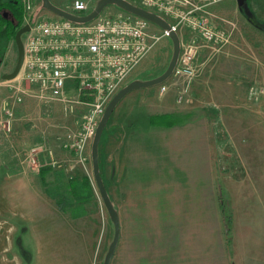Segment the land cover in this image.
<instances>
[{
    "label": "rangeland",
    "instance_id": "obj_1",
    "mask_svg": "<svg viewBox=\"0 0 264 264\" xmlns=\"http://www.w3.org/2000/svg\"><path fill=\"white\" fill-rule=\"evenodd\" d=\"M51 2L67 9V0ZM208 9L215 15L211 19L213 26L229 33L228 42L222 45L202 43L204 46L199 56L201 69L187 102H175L178 82L173 79L163 82L168 87L166 99L169 98L173 105L168 110L171 120L183 123L175 150L170 145V137L163 139L167 153L163 164L167 175L164 172L163 178L167 180V177L180 176L186 168V171H191L187 173L195 177L194 184L187 177L184 185L177 188L175 182L178 179L169 180L170 185L176 186L171 189L167 185L166 190L169 189L172 196L177 194L195 199L192 203L195 211L200 208L196 202L199 198L203 205L206 204V216L190 213L178 218L130 217L133 212L129 210L135 209L133 199L142 194L141 187L132 185L133 193L129 196L130 193L126 192L129 185L119 187V180L116 179L114 186L113 181L105 177L110 199L122 215L120 241L110 264L256 263H248L242 257L245 242L242 237L245 235L242 233L241 214L230 217L227 208L229 211L223 209L224 214L220 215L218 205L223 197L229 198L240 192L241 187L234 182V177L240 176L237 168L239 152L247 132L258 128L264 134V0H222ZM38 10L39 18H60L40 6ZM120 10L115 5H107L100 14H115ZM149 31L159 33L161 28L150 22ZM24 36L25 33L22 40ZM0 51L3 58L0 68V264H103L114 229L93 177L89 187L72 195L69 184L53 174L46 176L47 182L41 184L38 181L36 186H32L28 181L32 178L30 173L23 175L21 172L18 175L9 171L11 165H32V154L27 151L39 141L37 137L40 133L45 136L41 144L49 141L43 146L59 148L61 133L69 123L60 102H45L28 95L23 96L21 103L14 102L13 90L8 86L13 82L2 77L13 71L17 61L14 39H7L0 33ZM171 54V39L164 37L130 74L125 84L134 80L133 77L146 80L160 75L166 69ZM16 77L10 80L21 81L20 76ZM21 82L26 86L25 82ZM161 84L129 92L116 105L113 117L120 111L121 118L128 113L124 126L133 120L134 126L139 129L137 132L145 130L149 116L164 111L159 106L164 97L158 95ZM250 85L263 89L257 102L247 97ZM5 102L12 106L13 111L10 132L2 126ZM205 132L216 137L218 153L215 169H208L203 154L195 148L199 145L201 133ZM140 156L143 158V155ZM206 156L208 159L209 155ZM58 165L59 160L55 166ZM197 165L202 169L197 170ZM130 175L139 178L135 169ZM18 176L26 181L18 183ZM143 187L149 188L154 198L160 196V187ZM213 196L217 199L214 207ZM176 246L178 255L172 250Z\"/></svg>",
    "mask_w": 264,
    "mask_h": 264
},
{
    "label": "built area",
    "instance_id": "obj_2",
    "mask_svg": "<svg viewBox=\"0 0 264 264\" xmlns=\"http://www.w3.org/2000/svg\"><path fill=\"white\" fill-rule=\"evenodd\" d=\"M39 0H20L22 24L29 25L23 38V62L18 76L21 81L8 80L15 103L28 95L41 101H57L66 113L81 110L76 131L69 132L64 147L73 152L75 160L85 168L90 160L89 148L98 122L110 99L124 86L141 61L170 32L180 41L176 65L168 79L179 83L175 102L188 101L194 80L201 69L199 56L204 45H222L229 33L212 24L215 15L208 7L222 0H127L161 16L170 29L159 33L149 31V21L120 10L115 14H98L93 20L77 23L66 18H39ZM95 0H67V11L81 16L89 12ZM185 31V34L183 32ZM17 78V77H16ZM167 85L161 84L163 96ZM263 89L250 85L247 97L257 102ZM6 132L12 130L13 111L3 104ZM40 147L30 150L32 163ZM49 155L51 151L49 150ZM51 165L56 161L51 160Z\"/></svg>",
    "mask_w": 264,
    "mask_h": 264
},
{
    "label": "crops",
    "instance_id": "obj_3",
    "mask_svg": "<svg viewBox=\"0 0 264 264\" xmlns=\"http://www.w3.org/2000/svg\"><path fill=\"white\" fill-rule=\"evenodd\" d=\"M132 79L138 78L133 77ZM31 86L34 87L33 85L26 83V87ZM167 93L168 92L163 95L164 97L162 96V105H159L162 106L161 108H164V111L161 112V114L170 113L168 110L173 106L170 104L169 98L166 99ZM113 112L102 132L99 143V171L104 184L105 177H108L111 181H113L114 186H116V179L119 180V187L129 185V191L125 190L127 193H130L129 196H132L131 193H133L131 187L132 185L135 184L141 187L140 190L142 191V194L134 197L133 202L135 204L132 206H134L135 209L129 210V212H133L129 216L136 218H150L157 216L164 218H178L188 216L190 213L199 217H202V215L206 216V213H204L207 208L206 204L203 205L199 198L196 202L199 204V211L202 214H200L199 211L192 209L194 205L192 203L195 202V199L192 197L186 198L183 195L176 196L177 194L172 196L170 195V190H166L167 185H169L171 189L176 186L175 184L172 185V183L170 185L169 180L174 181L178 179V181L175 182L177 184L176 188L183 186V182L187 177L188 180L190 179L191 184H194L193 179H195V177L192 173H187L191 171H186V168L180 176H166L168 178L167 180L163 178L164 172L165 175H167L163 165L167 158V153H165V141H163V139L170 137V145H173L175 150V146L178 144V138H180L179 132L182 131L179 128L180 125H183V123H180L181 121L179 120H175L172 125L166 126L161 124H152L148 119L146 129L142 132H137L139 129L134 126L133 120H129V123L124 126V121L128 118V113L123 114V117H125L121 118V111L118 113V115H120L115 117H113ZM64 113L67 124L69 123V125H67L63 129V133H61L59 143L60 147L58 148L56 146L53 149L46 147L45 145L49 144V141H45L41 144L40 141H42L41 139L45 140V136L40 133L37 137L39 143L37 142L31 147V149L34 147H40L38 152L35 154V163H32L31 166H26L24 163L23 165H21V163L15 167L11 165L9 166V171H15L18 175L21 174V172L24 173L23 175L30 173L32 178L28 181H30L32 186H36V182L38 181L41 184L47 182L46 176L50 174L62 178L67 185L69 184V189L71 186H77L84 189L91 185L90 178L93 177L92 165L90 163L91 160L86 163L84 168L76 162L73 152L64 147L67 134L69 132L76 131L78 128V119L81 114V110H77L74 114ZM153 115L154 114L150 115L149 118ZM126 130L129 133L126 134ZM201 134V140L198 143L199 145H196L195 148H198V152L203 154L204 161L207 163L208 169H211L212 167L215 169L218 153L216 137L214 134L210 135V133L209 135H206V132ZM247 134L248 135L245 137L246 144H242L243 146L240 147L239 152L240 161L237 168L240 170V176L239 178L234 177V182L239 184L241 187L240 192L232 194L229 198L223 197L222 202L218 205L220 210L219 214H224L223 209L225 210L227 208L230 210V217H232V215L235 217V215H238L239 213L241 214L242 233L245 235V237H242L245 241L242 257L246 258L248 263L255 261V264H264V134L262 131L259 132L258 128L256 131L247 132ZM43 144H45L44 146L46 148H44ZM31 149L29 148L27 153H29ZM49 150L52 153L51 155L48 153ZM207 154L209 155L208 159L206 156ZM140 155H143V158ZM52 159L57 162L59 160L60 165L55 166L51 165L50 162H45ZM40 161L44 162L42 164L40 163V165ZM151 166L154 167L152 168ZM232 167L234 168V166ZM199 168L202 169V167H198L197 170ZM134 169L137 171L139 178L130 177V174H132V170L134 172ZM152 171H154V173H152ZM150 179H154L155 181L152 182ZM16 180L18 183H24V181H26L25 178L19 176ZM147 185L151 187H160V196H155L154 198V196L149 193V188L144 189L143 186ZM107 192L109 195L108 189ZM70 193L72 195L74 194L71 191ZM216 200V196H213V207L215 206ZM116 211L119 217L120 226L119 243L121 236L120 217L122 215L117 207ZM231 224L232 220L230 222V225ZM118 243L116 245V250ZM174 248L172 250L176 255H178V247L176 246Z\"/></svg>",
    "mask_w": 264,
    "mask_h": 264
},
{
    "label": "water",
    "instance_id": "obj_4",
    "mask_svg": "<svg viewBox=\"0 0 264 264\" xmlns=\"http://www.w3.org/2000/svg\"><path fill=\"white\" fill-rule=\"evenodd\" d=\"M41 3L44 9H47L55 13L59 17L66 18L68 20H71L77 23L89 22L93 20L98 14H100L107 5H115L119 7L120 9H122L123 11L129 12L131 14H134L136 16L146 19L147 21L151 23L156 24L161 29H167V30L170 29V25L161 16L157 15L156 13L152 11H148L139 6H136L127 0H96L94 7L88 13H86L85 15H81V16L70 13L69 11L52 3L51 0H41ZM28 30H29V25L25 24V25H21L15 33L14 42L17 47V61H16L13 71H11L10 73L3 74L2 77L5 80H10V79L15 78L20 72V69L22 67V62H23V56H24L22 35L26 33ZM169 37L172 42V54H171V58L169 60V63L166 69L160 75L154 78L146 79V80L134 79V80L129 81L123 87H121L115 93V95L110 99L107 106L105 107V110L98 122V125L96 127V130H95L92 142H91L90 157H91L93 178L98 188L99 194L103 200V203L107 209L108 215L110 217V220L113 224V229H114L113 238L111 242L109 243L107 251L103 258V264H110L111 262L112 256L116 249V245L119 240L120 226H119V217H118L116 208L114 207V204L112 203L108 195L107 189L105 187V184L103 182L102 176L99 171L98 148H99L101 135L113 110L115 109L116 105L120 102V100L124 96H126L132 90H136L140 88H147V87L161 84L170 77L176 65L177 58L179 55L180 41H179L178 35L173 31L170 32Z\"/></svg>",
    "mask_w": 264,
    "mask_h": 264
},
{
    "label": "trees",
    "instance_id": "obj_5",
    "mask_svg": "<svg viewBox=\"0 0 264 264\" xmlns=\"http://www.w3.org/2000/svg\"><path fill=\"white\" fill-rule=\"evenodd\" d=\"M40 7L43 8L42 3L40 4ZM3 8H8L11 11L14 17V21L5 18L1 14V10ZM22 20V11L21 8L17 6V3L15 4L11 0L0 1V33H3L7 39H14L16 31L22 24ZM171 118L172 115L170 113H164L151 116L149 118V121L152 124H161L169 126L173 124V120H171ZM69 190L74 193V195H77L79 191L82 190V188L77 186H71Z\"/></svg>",
    "mask_w": 264,
    "mask_h": 264
},
{
    "label": "flooded vegetation",
    "instance_id": "obj_6",
    "mask_svg": "<svg viewBox=\"0 0 264 264\" xmlns=\"http://www.w3.org/2000/svg\"><path fill=\"white\" fill-rule=\"evenodd\" d=\"M3 1H7V0H3ZM11 1H13L15 4L17 3V6L20 7V8H21V11H22V7H21V2H20V0H11ZM22 13H23V12H22ZM1 14H2L5 18L14 21V17H13V15H12L11 11H10L8 8H3V9L1 10ZM2 66H3V58H2V56H1V51H0V68H1ZM2 76H3V75H2Z\"/></svg>",
    "mask_w": 264,
    "mask_h": 264
}]
</instances>
